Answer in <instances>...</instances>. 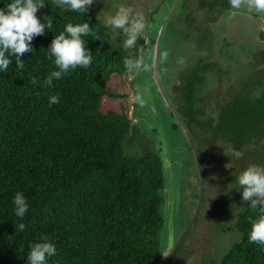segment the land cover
Returning a JSON list of instances; mask_svg holds the SVG:
<instances>
[{
  "label": "trees",
  "instance_id": "1",
  "mask_svg": "<svg viewBox=\"0 0 264 264\" xmlns=\"http://www.w3.org/2000/svg\"><path fill=\"white\" fill-rule=\"evenodd\" d=\"M201 1L189 5L213 8L215 4L218 10L231 6L229 0L204 1L203 5ZM12 2L0 0V9L6 11ZM34 2L44 3L37 18L46 24L48 16L53 27L35 37L33 51L20 57L25 62L22 71L14 56H9L7 72L0 70V264H28L30 245L39 242L56 247V255L47 257V264H155L165 246L160 237L165 208L163 160L150 148L131 152L143 134L129 131L126 107L104 102L108 96L119 95L111 90L109 79L127 72L123 60L128 51L112 46L91 8L81 14L54 0ZM186 4L181 0L179 10ZM184 15L187 19L180 17L177 27L186 30L182 36L188 40L195 35L200 45L196 48L202 52L211 29L203 22L195 24L196 30L192 24L185 27L191 19L189 13ZM83 23L92 28L90 35L81 37L92 54L91 65L77 66L54 79L53 86H45L48 74L59 70L50 53L53 39L68 24ZM191 29L195 32L190 33ZM198 57L182 74L174 75L170 92L198 148L200 133L192 127L194 122L209 129L213 137L259 138L264 133V63L254 67L251 82L262 86L259 91L240 80L226 90L221 82V95H217L218 85L210 83L220 80L217 74L224 70L214 69V61L206 56ZM33 77L38 80L35 85L30 83ZM52 95H59L60 103L49 105ZM204 112L210 114L201 119ZM166 190L170 193L171 188ZM16 192L23 193L29 205L23 219L15 215ZM250 203L240 207L235 220L240 237L218 264H264V247L249 242L252 220L264 213ZM20 223L26 225L23 232L16 230ZM182 242L166 264H171Z\"/></svg>",
  "mask_w": 264,
  "mask_h": 264
},
{
  "label": "rangeland",
  "instance_id": "2",
  "mask_svg": "<svg viewBox=\"0 0 264 264\" xmlns=\"http://www.w3.org/2000/svg\"><path fill=\"white\" fill-rule=\"evenodd\" d=\"M175 1L94 0L90 7L99 18L104 34L112 46L121 51H125L122 47L124 33L122 30L106 28L104 23L106 17L114 16L121 5L132 8L133 14L143 13L145 16L147 26L142 37L137 40V48L135 46L130 49L126 56L130 59L143 57L144 62L150 66L149 71L136 73L133 80L128 73L120 77L117 74H112L109 79L110 88L119 95L117 97L108 96L104 102L114 108L122 104L127 107L129 112L133 108L144 109V115L140 112L141 116L138 117L135 113V120H131V127L136 126L133 131L143 134L139 137L141 144L139 143L138 147H129L133 150L131 152L141 153L149 146L150 149L160 153L165 161L162 189L165 191V193L163 192L165 208L162 210L163 227L160 231V237L165 241V245L167 241L170 243L175 240L187 218L190 219L191 211L195 209L198 202L196 194L199 192V178L191 148L178 127L172 123L171 116L160 100L154 84L149 82L151 80L149 37L155 35L158 28L157 23L161 21ZM195 1L185 0L187 4L181 9L184 10L182 12L177 6L165 24L160 41L159 59V74L165 88L168 89V83L172 81L175 74H182L184 68L192 65L202 54L206 56V59L214 61L212 64L214 69L224 70L217 74L220 80L215 79L210 83L216 87L218 85L217 95L221 82V88L226 90L230 86L239 84L240 80H245L244 82L247 84L250 83L249 87L257 88L259 91L262 86L251 82L256 76L254 67L259 63H264V56L261 53L264 51L263 18L250 17L249 13H258V11L246 6L239 9L231 8L228 11L218 10V5L213 8L207 5H195L193 8L189 4ZM204 1L209 2L210 0ZM204 1H201L202 5ZM186 13H189L191 20H186L188 25L185 27L192 24L196 30L195 24L200 23L201 25L203 22L206 29H211L212 33L208 32V36L211 38L207 43L205 42L202 52L197 50L196 47L200 45L196 41L188 40L182 36L186 30H181V26L177 27L180 17L186 18L184 15ZM192 29L190 33L195 32ZM142 50L146 52L142 53ZM164 52L168 53L167 59L163 58ZM180 58L185 61L183 65L177 63ZM262 65L264 66V64ZM207 74L213 76L211 73ZM138 91L142 93L145 100L143 106L134 101ZM219 95H221L220 92ZM222 95H226V93L222 92ZM210 112H204L199 117L204 119ZM192 127L197 130V133H200L198 144L204 176L203 199L194 222L181 240L183 242L170 263L218 264L222 254L231 246L232 242L240 237L235 220L240 207L246 202L242 200L243 189L238 184V177L250 165L264 167V133L259 138L248 136V139L245 140L247 137L235 136L228 139L219 135L213 137L209 129L196 122L192 124ZM147 138L151 140L150 144L147 143ZM237 138L239 140H236ZM126 144L129 148V142L126 141ZM224 148L229 155L225 154ZM232 150L242 151L243 156L236 158L232 155ZM227 164H231V168H226ZM169 188H171L170 193L166 190ZM197 200L199 199L197 198ZM180 211L184 213V216Z\"/></svg>",
  "mask_w": 264,
  "mask_h": 264
},
{
  "label": "clouds",
  "instance_id": "3",
  "mask_svg": "<svg viewBox=\"0 0 264 264\" xmlns=\"http://www.w3.org/2000/svg\"><path fill=\"white\" fill-rule=\"evenodd\" d=\"M54 3L60 7H67L73 12L84 14L89 10L94 3V0H54ZM229 4L234 9L246 6L247 8L255 9L258 12H264V0H229ZM42 7H44L43 2L37 3L34 2V0H13L12 3L7 5L6 11L0 9V70L7 72L9 65L11 64L9 56H14L16 58L17 69L22 71L25 67V62L21 60L20 57L33 51L32 41L35 37L44 35L46 28L49 30L52 29V20L49 19L48 16L44 17L47 21L46 24L41 23L40 19L37 18L36 14ZM104 23L106 28L123 31L124 40L122 47L125 52L136 46L138 38L142 37L147 26L143 13L133 14L132 8L123 5L119 7V10L114 16L106 17ZM158 24L159 22L157 25ZM91 32L92 28H90L88 23L77 25L68 24L65 31L53 39L50 46V53L55 57V65L59 70L52 71L48 74L44 81L45 86H53L54 79H61L63 74L68 73L77 66L88 68L91 65L92 54L90 50H86L85 41L81 39L82 36H88ZM65 33H67V35H65ZM95 39H100V37L97 36ZM167 56L168 53L164 52L163 58L167 59ZM184 62L183 58H180L177 61L180 65H183ZM123 63L126 71L130 75L149 71L150 68V66L144 62L143 57L137 59L125 57ZM131 79L133 80V78ZM30 83L33 85L37 84V78H31ZM176 83L179 85L180 81H177ZM134 100L141 106L145 104L143 95L139 91L134 97ZM58 103H60L59 95H52L49 97V105H55ZM131 110L132 111L129 112L126 109L127 115L131 120H135V113L138 117L141 116L140 112L144 115V109L136 110L133 108ZM224 150L225 154L229 155L225 148ZM232 155L236 158H240L243 156V152L232 150ZM226 168H231V164H227ZM238 184L240 188L243 189L242 200L244 202L250 201V207L259 208L260 211L264 213V167L250 165L239 175ZM12 202L15 205V215L23 219L29 207L26 202V197L23 193L16 192ZM251 223L252 230L250 232L249 242L264 247V215H261L257 220H252ZM25 229L26 225L24 223L16 225L17 231L23 232ZM43 239L46 241L47 237H44ZM56 253V247L51 242L35 243L30 245V252L27 256V261L28 264H47L46 258L54 256ZM169 253L170 252H167L163 256L166 257Z\"/></svg>",
  "mask_w": 264,
  "mask_h": 264
},
{
  "label": "water",
  "instance_id": "4",
  "mask_svg": "<svg viewBox=\"0 0 264 264\" xmlns=\"http://www.w3.org/2000/svg\"><path fill=\"white\" fill-rule=\"evenodd\" d=\"M179 2H180V0H176L174 2V5L169 8V10L165 13V15L163 16V18L161 19V21L158 24L157 32H156V35L154 37V41L152 44L151 78H152V82L155 84L156 91L159 93V95L162 99L163 105L165 107H167L168 109H170V111L173 115L174 121L179 126L182 134L184 135L187 143L189 144V146L191 148L193 158L195 161V165H196V169H197L198 178H199V192H198V199L199 200H197L198 202L196 203L195 209L193 210L192 215H191L188 223H186V225L184 226L181 233L177 236V238L173 242L169 243L167 241L165 247L162 248L160 256H159V258L155 264H166L168 259L171 257V255L174 252L179 241L184 236V234L186 233L188 228L192 225V223L194 222V220L197 216V213H198L199 208H200L201 203H202L203 190H204V176H203L202 162H201V158H200L198 145L195 142V139H194L192 133L190 132L189 128L184 123L183 119L178 115V113L174 109L172 103L170 102L168 95L165 93L163 84H162L161 79H160L159 71H158L159 45H160V38L162 35V30L164 28L166 21L168 20V18L170 17V15L174 11V9L177 7ZM161 158L163 160V177H164V169H165L164 162L165 161H164L163 157H161ZM167 252H170V253L166 257L163 256Z\"/></svg>",
  "mask_w": 264,
  "mask_h": 264
},
{
  "label": "flooded vegetation",
  "instance_id": "5",
  "mask_svg": "<svg viewBox=\"0 0 264 264\" xmlns=\"http://www.w3.org/2000/svg\"><path fill=\"white\" fill-rule=\"evenodd\" d=\"M180 2H181V0H180ZM168 4V3H167ZM179 5H180V3H179ZM178 5V6H179ZM214 6H216L215 4H214ZM169 8V7H168ZM232 7L230 6V7H225V8H223V9H221V10H227L228 11V9L230 10ZM155 11V10H154ZM250 12H252L251 10H250ZM173 13V12H172ZM229 13V12H228ZM249 14H251V16L250 17H256V16H259V17H262L263 18V20H264V12H261L260 14H259V12L258 13H249ZM166 23H167V21H166ZM165 28V27H164ZM163 30H165V29H163ZM260 32V31H259ZM198 33V32H197ZM213 34H214V32H213ZM155 35H156V33H155ZM155 35H151L150 37H149V41H150V55L152 54L151 52H152V44H153V42H152V40L154 39V37H155ZM161 37H162V35H161ZM203 37V36H202ZM209 38H211V37H209ZM208 37L204 40V41H207L208 42V39H209ZM190 40H192V41H196V42H198L197 41V39H196V37H195V35H192L191 36V39ZM154 41V40H153ZM160 41H161V38H160ZM161 43V42H160ZM147 50V49H146ZM145 51V50H144ZM146 52V51H145ZM159 59H160V45H159V57H158ZM159 59H158V71H159ZM150 72H151V69H150ZM127 73L128 72H126L125 73V75H127ZM160 75V74H159ZM129 76H130V78H133L134 79V75H130L129 74ZM132 76V77H131ZM151 77V76H150ZM160 79H161V77H160ZM149 82H152V78H151V80L149 81ZM161 82H162V80H161ZM153 83V82H152ZM171 83H173L174 84V82L173 81H170L168 84V89H166L165 88V86H164V84H163V82H162V84H163V87H164V90H165V93L168 95V97H169V99H170V102L172 103V105H173V107H174V109L176 110V112L178 113V115L181 117V115L179 114V112H178V110H177V107H176V105H175V99H173L172 97H171V95H170V92L172 91V88H171ZM154 84V83H153ZM135 85H136V83H135ZM154 86H155V84H154ZM155 90H156V88H155ZM157 92V91H156ZM158 93V92H157ZM158 95H159V93H158ZM159 97H160V95H159ZM160 100L162 101V99H161V97H160ZM135 101V100H134ZM163 103V102H162ZM165 107V106H164ZM166 109H167V111L169 112V114H170V116H171V119H172V123L174 124V118H173V115H172V113H171V111H170V109H168L167 107H165ZM182 118V117H181ZM183 119V118H182ZM174 121V122H173ZM183 121H184V123H185V120L183 119ZM176 123V122H175ZM177 124V123H176ZM186 124V123H185ZM176 126V125H175ZM176 127H178V129L180 130V128H179V126H176ZM188 127V126H187ZM135 128H136V126L135 125H133L131 128H130V130L129 131H132V130H135ZM189 128V127H188ZM190 130V129H189ZM181 131V130H180ZM191 132V131H190ZM182 133V132H181ZM147 143H151V140L150 139H148L147 138ZM197 143V142H196ZM148 148H150L149 146H147ZM201 156V155H200ZM180 212H182V211H180ZM182 214H183V216H184V213L182 212ZM177 218H178V216H177Z\"/></svg>",
  "mask_w": 264,
  "mask_h": 264
}]
</instances>
